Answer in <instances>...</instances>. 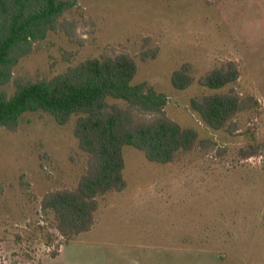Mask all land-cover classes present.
Listing matches in <instances>:
<instances>
[{
    "label": "rangeland",
    "instance_id": "rangeland-1",
    "mask_svg": "<svg viewBox=\"0 0 264 264\" xmlns=\"http://www.w3.org/2000/svg\"><path fill=\"white\" fill-rule=\"evenodd\" d=\"M63 19L75 31L35 42L3 86L9 95L17 77L50 79L128 52L139 64L134 83L165 92L167 115L196 128L199 141L169 163L126 145V188L101 195L92 228L65 238L42 199L76 187L86 172L76 116L60 125L45 111L27 112L15 131L0 126V264H264V0H78ZM155 46L158 55L142 60L141 50ZM229 60L241 69L231 86L259 106L215 130L191 100L217 91L199 78ZM186 62L194 82L177 89L172 73ZM252 146L261 152L244 156Z\"/></svg>",
    "mask_w": 264,
    "mask_h": 264
},
{
    "label": "trees",
    "instance_id": "trees-1",
    "mask_svg": "<svg viewBox=\"0 0 264 264\" xmlns=\"http://www.w3.org/2000/svg\"><path fill=\"white\" fill-rule=\"evenodd\" d=\"M77 4L78 0H0V126L15 131L27 112L45 111L60 125L76 116L74 133L89 156L76 187L50 191L42 199L43 209L54 214L56 230L65 238L92 228L101 195L126 188V145L142 150L151 161L169 163L199 141L196 128L183 127L167 115L165 92L146 80L134 83L139 64L128 52L88 58L50 79L17 77L15 91L9 95L4 90L14 67L33 51L35 42L59 28L75 31V21L61 18ZM158 53V46L144 47L140 57L147 60ZM192 71L189 62L176 69L173 86L181 90L191 86ZM240 75L238 62L229 60L199 78L202 86L217 91L192 98L191 107L212 129L231 125L238 113L258 108L255 96L231 86ZM137 113L152 117L138 118ZM200 143L206 147L212 140ZM260 152V147L252 146L244 156Z\"/></svg>",
    "mask_w": 264,
    "mask_h": 264
}]
</instances>
